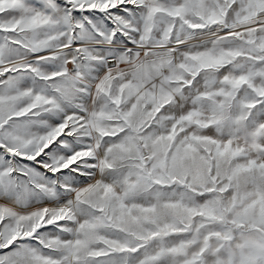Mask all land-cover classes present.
Returning a JSON list of instances; mask_svg holds the SVG:
<instances>
[{
	"label": "snow or ice",
	"instance_id": "1",
	"mask_svg": "<svg viewBox=\"0 0 264 264\" xmlns=\"http://www.w3.org/2000/svg\"><path fill=\"white\" fill-rule=\"evenodd\" d=\"M0 264H264V0H0Z\"/></svg>",
	"mask_w": 264,
	"mask_h": 264
}]
</instances>
